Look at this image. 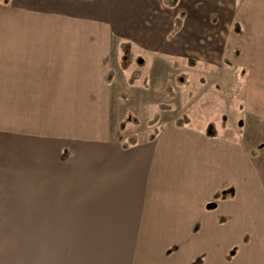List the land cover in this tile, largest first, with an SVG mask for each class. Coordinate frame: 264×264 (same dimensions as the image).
Wrapping results in <instances>:
<instances>
[{
    "label": "crops",
    "instance_id": "1",
    "mask_svg": "<svg viewBox=\"0 0 264 264\" xmlns=\"http://www.w3.org/2000/svg\"><path fill=\"white\" fill-rule=\"evenodd\" d=\"M227 2H0V264H264L261 232L228 235L241 204L206 208L229 185L218 135L190 118L153 140L130 120L119 131L136 112L132 57L180 65ZM225 39L218 28L205 49Z\"/></svg>",
    "mask_w": 264,
    "mask_h": 264
},
{
    "label": "rangeland",
    "instance_id": "2",
    "mask_svg": "<svg viewBox=\"0 0 264 264\" xmlns=\"http://www.w3.org/2000/svg\"><path fill=\"white\" fill-rule=\"evenodd\" d=\"M226 12L225 17L213 15L205 19L207 25L200 35L201 44L180 65L172 58L149 52L141 56L143 62L130 58L131 80H138V84L131 93L136 112L128 118L135 126L129 132H135L136 139L143 140L157 132L159 122L165 129L169 123L187 117L192 127L201 129L203 134L218 135L228 145L233 158L229 155L227 161L229 185L216 189L213 195L218 193L217 199L222 202L241 204L238 220L226 226L228 235L236 236L241 231L243 235L261 232L262 236L264 0H228ZM222 27L226 33L224 44L205 49L210 34ZM209 60L213 63L209 64ZM179 79L185 83H178ZM155 114L158 119L150 125ZM243 151L247 157L241 155ZM216 200L213 198L206 208H215ZM71 249H75V243H69ZM239 250V244H233L228 254H237Z\"/></svg>",
    "mask_w": 264,
    "mask_h": 264
},
{
    "label": "trees",
    "instance_id": "3",
    "mask_svg": "<svg viewBox=\"0 0 264 264\" xmlns=\"http://www.w3.org/2000/svg\"><path fill=\"white\" fill-rule=\"evenodd\" d=\"M178 0H164L165 5L167 6H175L177 4ZM183 16V13H180L179 17L175 20V29L179 28V26L181 25V18ZM180 84H184L185 80L184 79H179L177 81ZM167 90L169 92H171L170 88H167ZM158 119V115L155 114L154 117L149 121V124H155L156 120ZM183 120V121H182ZM129 122V119H124L123 121H121L119 123V130H123L125 128V125ZM188 122V118L184 117L183 119L177 120L175 123L177 126H182L183 124H186ZM155 133H152L151 135H149V140H153ZM136 142V140L134 139V137H131L130 139H128L127 142L123 143V147L126 148L127 146L134 144ZM213 198H218V193H215L213 195ZM200 261V259H195L191 264H198Z\"/></svg>",
    "mask_w": 264,
    "mask_h": 264
}]
</instances>
